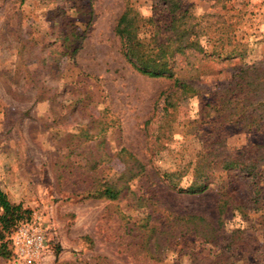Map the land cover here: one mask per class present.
I'll list each match as a JSON object with an SVG mask.
<instances>
[{
    "label": "rangeland",
    "instance_id": "1",
    "mask_svg": "<svg viewBox=\"0 0 264 264\" xmlns=\"http://www.w3.org/2000/svg\"><path fill=\"white\" fill-rule=\"evenodd\" d=\"M136 1L140 14L154 13L157 0ZM176 1L233 23L241 56L176 57V77H197L198 95L165 111L174 80L143 76L121 55L114 28L124 0H0V189L28 219L41 217L50 242L42 264H264V162L252 184L215 159L264 158V134L205 107L242 67L257 64L264 77V0ZM73 30L77 52L64 55L60 37ZM204 159V193L164 181L181 172L178 187H188ZM104 183L121 188L116 200L89 196ZM223 191L244 206L218 227Z\"/></svg>",
    "mask_w": 264,
    "mask_h": 264
},
{
    "label": "trees",
    "instance_id": "2",
    "mask_svg": "<svg viewBox=\"0 0 264 264\" xmlns=\"http://www.w3.org/2000/svg\"><path fill=\"white\" fill-rule=\"evenodd\" d=\"M136 2V0H124L123 10L117 19L114 32L120 41L122 57L134 70L150 78L174 80L173 89L164 95L163 109L165 111L168 108L177 107V102L182 98L198 95V90L190 83L191 79L197 77L189 78V82L176 77L174 61L176 57H185L191 53L203 55L205 60L226 61L241 56L233 23L223 20L220 15L209 13L196 16L191 9L185 8L176 0H157V3L152 5L154 13L146 17L139 13L135 7ZM80 39L81 35L74 30L71 33L64 31L60 37L64 49L62 54H75ZM201 39H206L212 48L210 51H204ZM256 65L239 69L233 77L232 84L219 91L216 102L207 103L205 107L217 112L224 123H237L241 127V132L262 131L264 134V77H261L263 72ZM257 147L261 148L264 145H257ZM215 159L216 165L224 171L239 169L243 177L251 180L252 184L255 183L258 169L264 162V158L260 156L241 159L234 158L229 153L217 154ZM132 160L135 162L134 159ZM209 166L205 159L196 162L193 168V180L186 188L178 187L184 176L181 172L164 174V181L179 193L202 194L211 184ZM255 188L253 185L252 189ZM121 191L117 185L104 183L98 190L89 193V196L116 200ZM232 194L227 191L221 193L217 204L218 227L222 226L227 212L241 211L244 206L241 199L239 204H236L235 201L238 199ZM0 210V241L4 240L5 234L8 235L7 242H2L0 245V256L11 260L10 237L19 223L29 218L30 211L23 209L20 204L11 203L1 189ZM189 219V222L200 224L204 222V219L197 216H191ZM261 219L264 220V215ZM205 227L209 225L196 227L195 232L192 231V233L197 236L203 235ZM230 242L232 243V240Z\"/></svg>",
    "mask_w": 264,
    "mask_h": 264
},
{
    "label": "built area",
    "instance_id": "3",
    "mask_svg": "<svg viewBox=\"0 0 264 264\" xmlns=\"http://www.w3.org/2000/svg\"><path fill=\"white\" fill-rule=\"evenodd\" d=\"M49 245L41 217L33 216L19 223L10 237L11 264H42Z\"/></svg>",
    "mask_w": 264,
    "mask_h": 264
}]
</instances>
